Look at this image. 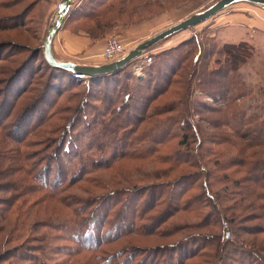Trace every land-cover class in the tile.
Here are the masks:
<instances>
[{
    "label": "rangeland",
    "instance_id": "374dc122",
    "mask_svg": "<svg viewBox=\"0 0 264 264\" xmlns=\"http://www.w3.org/2000/svg\"><path fill=\"white\" fill-rule=\"evenodd\" d=\"M91 1H73L64 23L57 32L56 39H54L57 52L64 57L59 60V56H56L52 51L57 60L86 66L107 64L108 62L102 56L107 40L117 39L129 52L171 26L194 14L203 12L219 0H102L96 9L99 11L97 18L86 15L89 12V7L93 6L94 9L97 2V0L94 1L95 3H91ZM59 2L61 0H0V24H3L10 17H19L23 9L32 6L31 9L29 7L30 12L25 19L24 27L10 32L0 31V45L5 42H12L21 46V50L14 48L2 50L3 46H0V54L6 56L5 60H0V102L4 100V96L13 100L12 98L17 93L14 94V89L17 88L16 84H25L27 75L24 74L22 77L17 75L19 80L11 83L5 92L7 76L9 75L7 71L16 70L19 65L18 62L28 56V51L38 50L42 54V41L48 27L55 19ZM249 8L264 9L261 6L245 2L234 3L208 20L175 33L157 43L151 49L152 54L174 48L182 42L193 40L196 37L200 45L205 47L208 45L209 47L213 43L210 41L209 44L208 40L213 37L210 36L208 27L216 16L239 9L249 12ZM69 39H75L74 45L71 43L67 45ZM215 40L216 44H214L218 48L222 47L217 39ZM14 52H16L15 57L8 58ZM37 55L38 53L33 58V70L29 67L26 69V71H32L29 72L31 73V79H29L31 85L28 92L17 101L15 111L3 125L4 129L0 127V155L6 150H12V155L9 152L7 156L15 159L18 150L27 153L33 152L31 157H37L38 161L42 163L41 167L47 166V158L54 149L52 141L62 132H71V129L64 127L75 117V122L79 121L71 134L74 136L76 147L78 146L85 152H92L100 158L83 156L85 166L88 168L98 166V168L93 172L90 171L91 173L85 176V180L72 188L73 192L70 193L80 199L82 204L86 201L87 196H93L97 199L93 206H85L78 217L74 215L71 208L60 206L54 201H41L40 196L43 195L41 192L24 195L17 199V205L14 208L7 209L8 205L4 206L3 203L6 200H11L12 193H8L4 185L9 182L19 184L18 182L23 179V175L18 172L9 177L8 175L5 176L8 168L9 170L14 169L10 165L0 169V264H87L86 261L90 257L91 261L88 264H99L98 262L101 260L98 259L100 257L102 259L108 257L104 259L106 264L113 254H118L130 247L140 248L141 251L156 247L177 250V256L172 255L169 251H164L166 255L160 254L156 259L146 260L145 257V264H165L166 261L169 264H179L177 257L184 264H264V213L259 212L261 218H250L237 226L229 222L225 218L226 212L223 210V206H228V203L223 202L224 199L222 198V192L226 189V180L223 178L221 180L220 175L216 174L220 173L218 169L209 166L208 160L204 159V154L207 151L219 155L227 152L234 160H232V165L229 164L230 169L227 170L226 174L238 179L246 177L242 167L233 166L235 161H240L243 158L238 148L243 147L244 141L235 136L232 128L223 118L222 112L224 111L220 110L223 109V101L210 97L214 90L222 87L224 81L219 74L212 75L210 73L219 67L215 63L218 57L225 61L222 54L215 55L212 62L209 61V56L205 54L206 57L198 65L195 81L202 84L205 92H195L190 101L189 116L186 117L188 121L186 126L189 128L186 127V130H188L191 138L194 137L189 148L196 154V157L199 156L200 161L194 157L195 155L192 157L190 154L188 158L191 161H199L200 164L204 165L203 170L202 168L175 166V162L187 153L184 148L178 147L177 143L180 139L172 138L158 128L157 132H143L144 128L146 130L152 129L151 125L155 123L156 118L149 119L150 124L148 122L140 123L139 125H142L139 132H122L118 128V126L123 125L121 121L126 120V113L125 115L117 113V110L122 107V100L125 99L126 95V89L122 84L118 88L115 87L116 83L110 86H98L96 84L91 86L90 79L88 83L84 81L73 83L69 75L68 78L70 79H60L59 85L66 86V92H62V96L59 100L57 99L58 101L56 100V106L49 111L48 118L43 124L40 122L34 127H30L26 132L25 129H28L31 123L28 118L29 121L25 120L12 129L11 124L18 117L26 115L23 111L24 108L37 99L45 83L47 84L49 78L51 79V71L44 66L42 57H37ZM195 55L198 56L196 51ZM193 61V57L190 58L187 62V69L182 73H177L173 84L167 87L168 91L153 100L150 112L182 99L185 92L183 82L189 76L191 70L189 65H192ZM145 67L146 64L142 57L134 60L125 69L128 70V74L132 75L131 80L123 75L120 79L121 82L130 84L129 90H131L137 79L145 78L143 72ZM219 70L222 71L221 68ZM241 76L247 89L251 91V95L240 100L235 108L237 107L248 114H264V91L262 89H259V92L253 90L244 76L242 74ZM218 78L222 80L221 84L217 81ZM143 84L141 82L140 85ZM89 89L90 91H88ZM143 92H148V90H143ZM111 107H113L114 112L111 111ZM141 107L140 105V109ZM22 113L24 114L21 115ZM95 121L98 122L97 130L99 132L96 134L85 132L83 122L92 125ZM128 121L131 123L130 126L136 127L135 125L138 124V122H134L136 120L133 118ZM105 126L115 130L114 132L117 134L100 132ZM170 128L171 136H182L185 133V126L183 128L180 122L170 124ZM7 131L12 138L6 139ZM111 137L114 140L110 142ZM92 138L96 139L93 140ZM230 138L237 147L231 146L228 140ZM21 140L22 143L16 142ZM149 147L157 150L162 158L155 162L128 160L126 157L114 159L115 156H120L123 152L128 153L133 150L132 148H141L146 151ZM257 150L262 151L261 148ZM170 154H174V156L169 163L165 156ZM103 157H113V159L105 164L106 162L101 161ZM14 166L16 169L17 165L14 164ZM106 166L108 167L104 169ZM169 166H172V169L169 170ZM231 167L233 168L231 169ZM191 172L194 175H191ZM206 172L208 176L209 173L212 174L209 180ZM149 176L161 178L166 183L164 189L157 185L158 182L150 181ZM29 180L27 178L23 180L25 181L24 184L29 183ZM109 192L112 195H106ZM162 192L165 194L162 198L164 202L162 204H158L159 201L154 202V199ZM16 194L14 193L13 196ZM150 195H155V198L147 199ZM262 196H264V191ZM174 201L180 202L178 214L176 213V216L167 220L161 227L158 226V223L154 225L156 219L158 220L166 214L167 210L170 213L172 208H168V202ZM143 203H146L145 207L147 208L142 209L141 204ZM154 203L157 206L151 207ZM212 205L215 208H212ZM83 213L86 214V217ZM83 216L89 226L79 231L70 222ZM104 216H108L106 224L102 228L104 232L110 223L112 227H110L108 236H114L115 232L124 233L123 236L119 239H106L95 252L80 251V246L77 244L79 242L78 237L81 241L86 240L85 231L88 229H91L94 234L96 222L103 219ZM219 216L225 218L221 225L216 222ZM65 217L68 218V226L65 224ZM205 217H208L214 224L206 227L195 225L202 223ZM23 222L26 223L25 231L22 227ZM28 224L34 226L35 229L31 228L30 231ZM17 225L18 229H22V232H16L13 235L14 238H19L18 242H10L9 230ZM133 226L140 227L142 234L135 233L128 236L130 231L127 233L128 235L125 231L130 230ZM156 232L163 236H158L155 234ZM150 233H154L156 236H152ZM246 233H250V235ZM191 238H195L194 240L198 243L193 244ZM204 238L207 240L206 244L201 243ZM248 245L255 246L256 248L253 247L255 251L252 252ZM192 251L196 254L197 252L200 253L194 257H187ZM26 254L31 255L32 258L25 257ZM116 258H120V254ZM255 259L257 260L254 261ZM136 260L140 264L141 259L136 258Z\"/></svg>",
    "mask_w": 264,
    "mask_h": 264
},
{
    "label": "trees",
    "instance_id": "16d2710c",
    "mask_svg": "<svg viewBox=\"0 0 264 264\" xmlns=\"http://www.w3.org/2000/svg\"><path fill=\"white\" fill-rule=\"evenodd\" d=\"M96 2V0H92L91 3ZM100 1L97 0L93 6L89 7V12H87L86 15L91 16L92 18H97L99 15L98 4H100ZM109 1V0H106ZM8 6V5H7ZM5 7V6H4ZM3 7V8H4ZM30 6H27L25 9H23L19 17H10L6 19V21L3 24H0V31H14L17 29H21L25 26V19H27V16L30 12L29 9ZM94 12V13H93ZM76 13V10H75ZM84 16V15H83ZM209 41H212V45L208 47H205L204 45H200L199 41L196 38H193L182 42L180 45H177L174 48L167 49L163 52H158L157 54H154L152 57V63L150 65H146L145 68H143L144 72V79H137L136 83L133 85L132 89L129 90L130 84H125V82H121V77L124 75L128 80H131L132 75L128 74L125 70L126 67L121 70L118 73L111 74L109 76L104 77H98L90 79L91 86L96 84L98 86L100 85H112L115 84V87L118 88L121 84L126 89V95L125 99L122 100V107H120L117 110V113L124 114L126 113L125 121H121L123 125L118 126V128L122 132H139L140 130V123L148 122L149 119H154L155 123L151 125L152 129L146 130L143 129V132H157V128L161 129V132H166L167 135H169L172 138L180 139L178 141L177 145L178 147L184 148L185 152L187 151L186 155L183 154L180 160H177L175 163L176 167H193L195 169H201L203 170L202 164H200L199 156L190 150L189 146L191 144V140L194 138H191V135L188 133V130H186V125L188 121L186 120V117L189 116L190 111V101L192 97L195 95L196 91H203V86L200 82H196V76L195 74L198 72V65L201 64V60L205 58V54L209 56V61L212 62L213 57L219 54H222L225 61H222L220 57H218V60H215V63L219 65V67L215 68L214 71H210V73L213 74H219L220 78H223V83L221 79H217V81L221 84L222 87L218 90H214L213 93H211L210 97L223 101V109H220L224 112L223 118L226 120V123L230 128H232L235 136L241 140L244 141L243 147L240 146L238 150L243 155L242 159L240 161H235V164L233 166H238L243 168V172L246 174L245 178H232L229 176V174H226L227 170L230 169V165H232L234 158L230 156L227 152L222 154H214L209 151L204 154V159L208 160L209 166L215 167L218 169V172L222 173H216L217 175H220L221 180L222 178L226 180V189L223 190V202L228 203V206H223L224 212H226V217L229 222L233 223L235 226L245 222L246 220H249L250 218H261L259 212L264 213V196H262V193L264 191V114L258 115V114H248L243 111H241L239 108H235L237 106V103H239L240 100L248 97L251 95V91L247 89V86L244 83V80L242 79V76L240 74V70L242 66L247 62L248 59L251 58L253 55V48L248 45L245 42H241L238 44H224L222 47L218 48L216 44V40L214 38H211ZM215 43V44H214ZM5 45V46H4ZM0 46H3L1 49H17L21 50V46H18L12 42H5L2 43ZM198 50V51H197ZM195 51L197 52L198 56H194ZM1 52V51H0ZM204 52V53H203ZM22 53V52H21ZM38 53V56L42 57V62L44 66L47 68V70L51 71V79L49 78L48 83L44 85L42 88V91L40 92V95L37 97V99L32 102L31 105L24 108V112L26 115H23L22 113L17 118L15 122H13L12 129L16 128L17 125H20L21 123L25 122V120L29 121L28 118L31 120V123L28 126V129L26 128L25 131L27 132L30 127H34L38 123H42L48 118V113L53 109V107L56 106L57 102L56 100L62 96L64 92H66V86L59 85L60 79L68 78L69 75L71 76L72 80L71 82H79L78 80L73 79L72 74L63 70H58L55 68H52L47 64L43 57V45H41V53H39L38 50L28 51L25 58H23L22 61L18 62L19 65L17 66L16 70H9L7 71L9 75L7 76V82H6V89L5 92H7V89L9 88V85L13 83L17 79V75H27L26 82L24 85L21 83H17V88L14 89L15 96L12 98L13 100L9 99L8 97L4 96V100L0 102V127L4 129L3 125L4 123L9 120V117L12 115V113L15 111L17 106V101L22 98V96L28 92V89L31 85V82L29 79H31V73L32 71H26L27 67L31 68L33 70V58L34 55ZM218 53V54H217ZM13 54L9 55L8 58L15 57ZM193 57V64L189 65L191 66V70L189 73V76L184 84L185 92L182 96V99L172 102L170 105L166 104L165 106L159 107L158 109H153L152 112H150V106L153 102V100H156L159 96H162V94H165L168 91L169 86L173 84L174 77L177 76L179 72H184L187 69L188 61L190 58ZM6 56H2L0 54V60H5ZM196 58V59H195ZM222 64V65H221ZM219 68L222 69L220 72ZM26 71V72H25ZM25 72V73H24ZM26 77V76H25ZM50 77V76H49ZM70 79V78H68ZM212 81V80H211ZM141 82H143V85H140ZM27 83V86H26ZM114 87V89H115ZM142 87V88H141ZM75 88V87H73ZM167 88V89H166ZM143 90H148V92H143ZM90 91V89L88 90ZM63 92V93H62ZM50 98V99H49ZM57 100V101H58ZM15 101V102H14ZM194 102V101H193ZM140 105L142 106L140 109ZM219 106V105H218ZM5 108V109H3ZM113 107H111V111ZM234 109L235 111H233ZM137 111V114H136ZM116 113V115H117ZM171 115V116H170ZM37 117V118H34ZM135 119L138 122L137 125L130 126V122L127 120ZM79 121V120H78ZM77 121V122H78ZM75 117H73L69 124L64 127L71 129V132L75 130L76 123ZM177 122L182 123V127L185 126V133L182 134V136H171V128L170 124H175ZM97 124L98 122L95 121L90 125L88 122H83V128H85V132H93L96 134V132H99L97 130ZM150 124V121L148 122ZM188 128V127H187ZM189 129V128H188ZM7 130V128H5ZM115 130H111L107 126L102 127L100 132H111V134H117L114 132ZM71 132H62L60 135L52 141L54 143V149L53 152L49 155L47 158V166H42V163L38 161L37 157H31L33 155L32 153L23 152L21 150H18L15 159L11 158V156H7L9 152L12 150H6L0 155V169H2L5 166L14 167V169L9 170V168L6 170L5 176L16 174L18 172H21L23 175V179L18 182L19 184L15 182H9L4 185L6 188L5 190L8 193H12L9 201H5L3 205H8L7 209L14 208L17 204V199L21 198L24 195L41 192L43 193L42 196H40V200L45 201H54L60 206H64L67 208H71L74 212V215L79 216V214L82 213L83 208L85 206H93L96 199L93 196H87L86 201L84 204H82L81 200L74 197L70 192L72 191V188L76 187L80 182L85 180V176L91 172H93L95 169L98 168V166H92L91 168H88L83 163V156H91L100 158V156L94 155L92 152H85L82 151L78 146L75 145V139L74 136L71 134ZM9 139L11 136L9 132H6L5 135ZM25 136V135H24ZM12 138V137H11ZM89 139V138H88ZM95 140L96 138H92ZM108 140L110 138H107ZM13 140V139H12ZM114 139L111 137L110 142ZM229 143L233 147H237L236 143L230 138L228 139ZM19 143H22L21 141H16ZM50 142V141H49ZM48 142V143H49ZM47 143V144H48ZM46 145V144H45ZM258 148H261L262 151L257 150ZM133 150L127 152L121 153L120 156H115L121 158L126 157L128 160H146V161H152L155 162L156 160L161 159V155L157 153V150L154 148L149 147L148 150L143 151L141 148L136 149L132 148ZM254 151V152H249ZM13 152V151H12ZM11 152V155H12ZM180 152V151H179ZM211 153V155H210ZM178 154V153H177ZM196 157L199 161L194 160L191 161L189 159V155ZM157 155V156H156ZM174 154L166 155V160L170 163L172 157ZM181 156V155H180ZM186 156V157H185ZM223 159H222V157ZM75 159V161H74ZM111 158L103 157L101 158L102 162H106L107 164ZM237 160V159H236ZM30 161H32V164H30ZM15 165H17L15 169ZM104 164V165H105ZM200 164V165H199ZM108 166H106L104 169H106ZM175 167V168H176ZM233 167H231L232 169ZM172 169V166H169V170ZM167 170V169H165ZM91 171V172H90ZM255 173V174H254ZM208 180L209 177L212 176V174L206 172ZM191 175H194V173ZM30 179L29 183H25L26 180ZM82 178V179H81ZM149 180H153L158 182L157 185H160L164 189V185L166 184L161 178H152L148 177ZM214 178V176H213ZM13 183V184H12ZM212 187H214L212 185ZM135 188V187H134ZM143 188V187H142ZM139 188V189H142ZM82 190V188H80ZM137 190V189H136ZM132 191V190H130ZM14 193H17L13 196ZM106 195H112L111 192L107 193ZM13 196V197H12ZM165 194L162 192L161 194H158V196L155 198V195H150L147 197L149 198H155L154 202L159 201L158 204H162L164 200ZM181 197V196H180ZM72 200V201H70ZM167 200V199H166ZM180 201V198H179ZM172 203V204H171ZM82 204V206H80ZM180 202L174 201V202H168V208H172V210L165 212V217H160L158 220L156 219L154 225L158 223V226L161 227L163 224L169 220L170 218L176 216L180 211ZM142 209H145L147 207L146 203L141 204ZM157 205L154 203L151 207H156ZM150 207V206H149ZM212 208H215V206L212 205ZM184 210V209H183ZM177 213V214H176ZM11 215V213H10ZM84 215V213H83ZM86 217V214L84 215ZM77 218L76 220H73L72 223L74 227L78 228V230H82L85 227H88L87 220L85 217ZM108 216H104L103 219L96 222V228L94 231V234L91 229H88L85 231V238L86 240H80L78 237V245L77 247L81 250H85L84 252H95L97 248H99L100 245H102L106 239H119L123 236V234L119 232H115L114 236L109 237V231L111 230L110 227L112 225L108 223V229L104 232V229H102L107 220ZM224 217L219 216V219L216 220V222H219L221 225L222 221L225 219ZM64 221V220H63ZM62 221V222H63ZM158 221V222H157ZM205 222V223H203ZM25 224V226H24ZM65 224L68 226V218L65 217ZM212 223V221L205 217V219L200 224H195L199 227H206L209 226ZM110 225V226H109ZM32 229H35L34 226L27 225ZM23 230L26 229V223L23 222ZM18 225L15 228H11L9 230L8 236L10 238V242H18L19 238H14V234L16 232H22V229L19 228ZM241 229V226H240ZM33 231V230H32ZM130 231L129 235L127 234ZM104 233V234H103ZM125 233L128 236H131V234H142L140 227L133 226L130 230L125 231ZM151 234V233H150ZM149 234V235H150ZM158 236L162 237L163 235H159L158 232H156ZM154 233H152V236H156ZM247 235H250V233H246ZM103 235V236H102ZM88 239H91L88 241ZM193 239V238H191ZM195 239V238H194ZM191 241L193 244H197L198 241L194 240ZM92 241V242H91ZM91 242V243H89ZM207 240L204 238L201 243L206 244ZM80 243V244H79ZM223 244V243H222ZM92 245V246H91ZM251 249V251H255V249L252 245H248ZM256 248V247H255ZM140 248H133L130 247L124 251L119 252L118 254H113L111 257H109V261L106 264H139L137 262L136 258H140L141 262L140 264L144 263V258L146 257V260H149L150 258L156 259L158 258V255H166L164 251L171 252L172 255L177 256V250L176 249H169L165 247L161 248H154V249H147V250H139ZM129 252V253H128ZM128 253V255H127ZM200 252H197L199 254ZM120 254V258H116ZM196 252H193L188 254V256H197ZM25 257H31V255L26 254ZM4 258V257H3ZM108 258V257H105ZM104 258V259H105ZM121 258H123L121 260ZM104 259L100 257L98 260L99 264H105ZM255 259L254 261H256ZM3 262V260H1ZM90 259H87L86 263L88 264ZM253 262V261H252ZM177 263L182 264L181 260L177 257ZM149 264V263H148ZM165 264H169L167 261ZM184 264V263H183ZM187 264V263H185Z\"/></svg>",
    "mask_w": 264,
    "mask_h": 264
},
{
    "label": "water",
    "instance_id": "95a60500",
    "mask_svg": "<svg viewBox=\"0 0 264 264\" xmlns=\"http://www.w3.org/2000/svg\"><path fill=\"white\" fill-rule=\"evenodd\" d=\"M73 1L74 0H61V2H59L56 9L55 19L53 23L48 27L46 35L42 41L43 57L47 64L52 68L63 70L71 74L84 75L90 79L109 76L111 74L120 72L131 62L140 58L144 52L151 50L157 43L164 41L175 33L194 27L208 20L219 11H222L223 9L229 7L234 3L245 2L264 8V0H219L203 12L194 14L184 21L173 25L163 32L153 36L149 40L142 42L134 49L127 52L121 59L117 61L101 66H85L68 61H59L54 57L52 52L53 40L62 24L64 23V20L69 13Z\"/></svg>",
    "mask_w": 264,
    "mask_h": 264
},
{
    "label": "crops",
    "instance_id": "0c3cea01",
    "mask_svg": "<svg viewBox=\"0 0 264 264\" xmlns=\"http://www.w3.org/2000/svg\"><path fill=\"white\" fill-rule=\"evenodd\" d=\"M249 9V12L239 9L216 16L210 22L208 30L220 45L245 42L253 48V55L242 66L240 73L252 89L259 92V89L264 91V9ZM70 43L74 45L75 39H69L67 45ZM52 51L59 56V60L64 58L57 52L55 40ZM97 65L99 64L90 66Z\"/></svg>",
    "mask_w": 264,
    "mask_h": 264
},
{
    "label": "built area",
    "instance_id": "2783aa9c",
    "mask_svg": "<svg viewBox=\"0 0 264 264\" xmlns=\"http://www.w3.org/2000/svg\"><path fill=\"white\" fill-rule=\"evenodd\" d=\"M127 52L128 51H126L123 45L117 39L113 38L106 41L102 56L108 63H111L121 59ZM152 53V50H148L141 56L144 59V63L146 65H150L152 63ZM72 76L75 80L84 81L85 83H88L90 79L84 75L72 74Z\"/></svg>",
    "mask_w": 264,
    "mask_h": 264
}]
</instances>
